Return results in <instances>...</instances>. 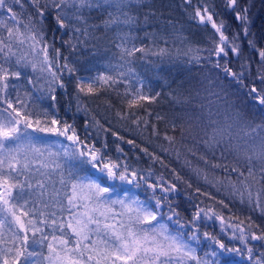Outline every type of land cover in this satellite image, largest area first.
Listing matches in <instances>:
<instances>
[{"label":"snow or ice","instance_id":"obj_1","mask_svg":"<svg viewBox=\"0 0 264 264\" xmlns=\"http://www.w3.org/2000/svg\"><path fill=\"white\" fill-rule=\"evenodd\" d=\"M28 2L34 14H28L25 20L22 0H0V14H3L0 18V264H240L241 261L264 264V251L254 254L252 243L259 242V248L264 249V229L256 225L259 231L253 230L250 218L246 226L242 220L232 223V218H225L214 205H206L203 200L193 203L194 198L188 196L191 218L186 219L174 207V194L185 191L178 189L174 181L186 184L187 188L192 185L175 169L171 170L173 180H167L152 169L135 168L120 155L108 154L107 134L121 141L124 137L96 118L85 97L115 91L125 105V111H118L117 117L146 129L149 126L146 117L152 113L143 102L154 101L159 95H150L151 89H146L134 66L137 52L146 57L149 53L163 55L167 51L146 49L133 40L131 32L138 23L133 9L143 0ZM182 4L191 21L205 28L211 25L214 30L207 38L210 47L189 49L193 53L192 61L197 64L203 61L220 70L238 89L247 88L244 80L249 63L242 62V70L237 72L229 66L228 58L230 52L238 60L241 58L243 37L258 53V71L264 69V49H258L249 38L251 0L247 5H242L240 0H223L224 8L239 25V31L231 37L226 34L229 25L216 11L213 0H182ZM14 5L20 6L21 13L14 11ZM94 11L105 16L102 24L88 23ZM214 15L217 19H213ZM49 18L55 23L51 32L46 25ZM101 28L105 33L113 32L111 42L117 52L103 58L101 67L93 65L91 69L78 70L75 66L78 58L70 62L62 47L67 45L72 55L78 51L77 45L84 43L83 38L103 39L95 35ZM58 33L61 47L56 46ZM148 35L155 42L157 34ZM25 46V54H19ZM28 52L32 59L28 58ZM26 69L31 70L37 82L43 79L44 83L37 87ZM22 74L34 90L45 93L39 99L50 100L48 107L37 105L24 88ZM207 79L205 92L223 99L222 83ZM259 79L264 84V72ZM70 85L74 86L72 94L68 93ZM57 89L64 93L60 98ZM246 94L264 111V87L258 89L253 85ZM203 99L196 92L191 99L180 101L184 107L170 120L169 126L173 131L179 127L182 134L187 132L194 141L199 137L198 143L213 156L222 148L220 158L226 159L225 153H229L235 163H211L206 156H199L205 165L222 168L228 174L225 178H210L204 169L192 168L187 160L185 163L217 192L223 189L227 195L239 198L264 215V123L252 126L232 104L225 107L211 100L205 104ZM196 100L199 102L194 103ZM60 105H65V112L71 114V123L61 115ZM141 109L146 116L140 115ZM77 113L89 118L83 125V138L76 126ZM155 119L164 117L157 114ZM177 120L182 123L177 124ZM152 128L153 134L158 135L155 124ZM49 136L63 140H49ZM164 139L170 146L176 143L175 136L167 133ZM125 142L139 147L133 140ZM115 151L127 155L119 144ZM141 151L163 164L147 148ZM188 151L196 154L192 148ZM176 156L179 158V151ZM233 173L235 180L231 178ZM117 181L131 187L121 188L114 183ZM141 188L150 192L147 199H141L134 191ZM195 192L215 200L211 193L201 192L200 188ZM216 202L228 207L224 200ZM210 221L220 222L223 237L202 231L212 226Z\"/></svg>","mask_w":264,"mask_h":264},{"label":"trees","instance_id":"obj_2","mask_svg":"<svg viewBox=\"0 0 264 264\" xmlns=\"http://www.w3.org/2000/svg\"><path fill=\"white\" fill-rule=\"evenodd\" d=\"M213 2L215 3L216 11L227 21L229 30L226 34L231 37L233 33L239 31L238 23L232 14L224 8L223 0H213ZM240 3L247 5L249 0H240ZM22 4L24 5L22 18L26 20L28 14H34V9L28 0H22ZM13 7L14 11L21 13L19 5H14ZM189 11L191 10L189 9ZM133 12L138 18V23L131 32L135 44L137 46H144L146 49L151 48L154 51H158L160 48H164L167 51L163 55L149 53L146 57L139 52L136 53L134 66L140 77L145 81L146 89L150 88V95L153 96L159 93L154 101L143 102L145 108L152 113L151 116L146 117L149 120V126L146 129L142 126L138 128L135 124L131 123V120L121 121L117 117L116 113L118 111H125V105L122 103V97L118 96L115 91L101 92L95 97H85V103L92 109V113L96 118L105 127L111 128L112 131L118 132L120 136L124 137V141H121L117 140L111 133L107 134V142L109 145L108 154L113 157L120 155L121 159L127 160L135 168L144 170L152 169L154 174H163L167 180H173L171 170L175 169L183 177L184 181H188L192 185L191 188H187L186 184L174 181L177 183L178 189L185 190L180 191L178 195L174 194V207L186 219L191 218V205L188 196H192L194 198L193 203H199L203 200L206 205H214L216 210L221 212L225 218L231 217L232 223L242 220L246 226L250 218L251 222H253V230H257L256 225H259V229H264V215L259 210L250 207L246 202L242 203L239 198L227 195L223 189L217 192L215 187L206 183L203 179L198 178L185 163L187 160L191 163L192 168L198 167L204 169L210 178H225L228 174L222 168L213 169L205 165L204 161L199 159V156H206L211 163H224L229 165L235 163L233 156L225 153L226 159H221L220 151H223L222 148L218 149L215 156H213L202 144L198 143L199 137L197 141H194L187 132L182 134L179 127L173 131L169 126L170 120L177 113H180L184 107L179 102L191 99L195 96L196 92L201 93L205 104L210 100L215 101V104L224 105L225 107H227V104H232L252 126L264 123V111L246 94L248 89L253 85L258 89L264 87V84H261L259 79V75L261 72H264V69L258 71L260 69L258 53L248 46L247 41L243 37H241V58L238 60L231 52L229 53V66L233 71H241L240 65L245 60L250 65L249 70L245 72L246 79L244 80V84L247 85V88L238 89L234 83L230 84L229 79L224 78V74L220 70L214 69L211 65L203 61L199 64L192 61L191 57L193 53L189 49L210 47L211 45L208 43L207 38L211 36L214 30L211 28V25L205 28L191 21L184 11L182 0H143L139 7L133 9ZM249 16L252 19L250 29L252 35L249 38L254 40L258 49H264V0H251ZM0 18H3V14H0ZM104 18L105 16L103 14L94 11L89 16L88 23L100 25ZM213 19H217V17L214 15ZM46 25L49 32L55 29V23L51 18L46 21ZM150 33L157 34L155 42L148 35ZM95 35L103 39L93 40L83 38L84 43L77 45L78 51L72 55H69L67 45H64L61 49L63 55L68 56L70 62L73 61L74 57L78 58V63L75 65L78 70L84 68L91 69L93 65L101 67L102 63H104L103 58L111 57L113 53L117 52V49L111 42L113 32L105 33L101 28L96 31ZM160 37H164L165 39L161 40ZM63 39H67V36H64ZM56 46L61 47L59 33L57 34ZM25 51L26 46L21 49L19 54L23 55ZM27 55L29 59H32L30 52ZM201 55H207V53H202ZM25 72H27L28 76L33 77V83H37V87H39V84L44 83L43 79L37 82L35 75L30 69H26ZM80 74H83L82 71ZM207 78L215 80L218 84L222 83L225 89L223 99L209 96L205 92V88L208 86ZM64 79L67 82V75H65ZM21 80L24 82V88L31 94L39 107L46 108L52 103L46 98L40 100L39 97L45 95V93L42 90H34L32 85L27 83L23 74ZM216 91H219V88ZM68 93H74V86H69ZM56 95L60 98L64 93L62 90L57 89ZM70 98L71 96H69ZM193 102L198 103L199 101L196 100ZM109 104L111 107H109ZM65 107V105H60L61 115H64L71 123L72 116L70 113L65 112ZM72 111L75 112L74 107ZM157 114L164 117V119L157 121L155 119ZM140 115L146 116L143 109L140 110ZM87 119L89 118L83 113L76 114V126L82 138L83 125ZM176 122L177 124L182 123L179 120ZM153 124L156 126L158 135L153 134ZM165 133L169 136H175L176 143L174 145L170 146L168 141L164 139ZM92 136L94 137V130ZM48 139L63 140L62 137L57 138L54 136H49ZM127 140H133L139 147H133V145L127 144L125 142ZM117 144L124 149V153L127 154L126 156L115 151ZM97 146L99 147V143ZM162 147L169 148L170 150L167 152L162 151ZM143 148H147L148 152L160 157L163 164L151 159L141 151ZM189 148H192L196 154L193 155L190 153L188 151ZM177 151L180 153L179 158L176 156ZM231 178L233 180L236 179L234 173L231 174ZM120 187L130 188L131 186L120 184ZM196 188H200L201 192L211 193L215 197V200H210L196 193ZM134 191L141 199H147L150 196V192L144 191L143 188L135 189ZM185 192L187 195H185ZM117 194L121 193L118 191ZM219 200H224V203L228 207L223 208L216 202ZM208 223L212 224V226L202 228V231H208L214 235L223 237V234L220 233L219 221H215L214 223L210 221ZM225 242H228L226 238ZM252 243L255 245L254 254L264 251V249L259 248V242ZM198 254L203 255L199 251ZM240 264H249V262L241 261Z\"/></svg>","mask_w":264,"mask_h":264},{"label":"rangeland","instance_id":"obj_3","mask_svg":"<svg viewBox=\"0 0 264 264\" xmlns=\"http://www.w3.org/2000/svg\"><path fill=\"white\" fill-rule=\"evenodd\" d=\"M114 183H116V184H120V182H118V181H117V182H114ZM127 186H131V185H127ZM136 190H138V189H136Z\"/></svg>","mask_w":264,"mask_h":264}]
</instances>
